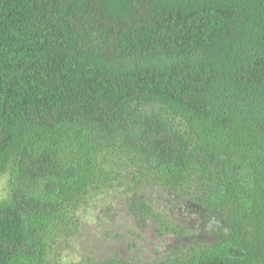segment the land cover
Listing matches in <instances>:
<instances>
[{
    "label": "trees",
    "instance_id": "obj_1",
    "mask_svg": "<svg viewBox=\"0 0 264 264\" xmlns=\"http://www.w3.org/2000/svg\"><path fill=\"white\" fill-rule=\"evenodd\" d=\"M3 181L0 264L112 193L174 239L147 264H264V0H0Z\"/></svg>",
    "mask_w": 264,
    "mask_h": 264
},
{
    "label": "rangeland",
    "instance_id": "obj_2",
    "mask_svg": "<svg viewBox=\"0 0 264 264\" xmlns=\"http://www.w3.org/2000/svg\"><path fill=\"white\" fill-rule=\"evenodd\" d=\"M5 181L0 183V192L4 191ZM112 193L104 200H95V206L88 208L84 216V232L80 239L69 243L68 247L61 249L60 264H76L85 256H109L118 252L124 258L139 257L143 264L164 254L166 249L174 244L172 237L158 236L154 223L148 227H140L130 217L124 199ZM155 200L164 207L173 206L164 195L156 194ZM107 205V206H106ZM106 207H110L108 215ZM176 210V209H175ZM84 212V211H83ZM109 232H112L109 234ZM135 243L136 246L131 244Z\"/></svg>",
    "mask_w": 264,
    "mask_h": 264
}]
</instances>
